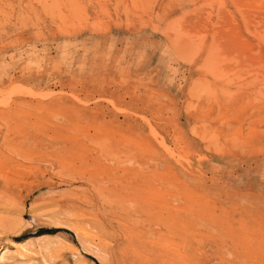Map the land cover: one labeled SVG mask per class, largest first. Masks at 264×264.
Here are the masks:
<instances>
[{"label": "rangeland", "instance_id": "rangeland-1", "mask_svg": "<svg viewBox=\"0 0 264 264\" xmlns=\"http://www.w3.org/2000/svg\"><path fill=\"white\" fill-rule=\"evenodd\" d=\"M0 256L264 264V0H0Z\"/></svg>", "mask_w": 264, "mask_h": 264}, {"label": "bare ground", "instance_id": "bare-ground-1", "mask_svg": "<svg viewBox=\"0 0 264 264\" xmlns=\"http://www.w3.org/2000/svg\"><path fill=\"white\" fill-rule=\"evenodd\" d=\"M13 243H14V242H13ZM24 248H25V247H24ZM3 257H4V256H2V257L0 256V261H1V259H2ZM3 259H4V258H3Z\"/></svg>", "mask_w": 264, "mask_h": 264}]
</instances>
